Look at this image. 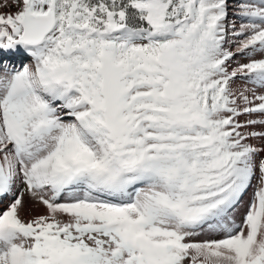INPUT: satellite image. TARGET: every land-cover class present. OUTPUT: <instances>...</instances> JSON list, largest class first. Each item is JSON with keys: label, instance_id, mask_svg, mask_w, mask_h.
<instances>
[{"label": "snow or ice", "instance_id": "snow-or-ice-1", "mask_svg": "<svg viewBox=\"0 0 264 264\" xmlns=\"http://www.w3.org/2000/svg\"><path fill=\"white\" fill-rule=\"evenodd\" d=\"M0 264H264V0H0Z\"/></svg>", "mask_w": 264, "mask_h": 264}, {"label": "rangeland", "instance_id": "rangeland-1", "mask_svg": "<svg viewBox=\"0 0 264 264\" xmlns=\"http://www.w3.org/2000/svg\"><path fill=\"white\" fill-rule=\"evenodd\" d=\"M246 199H247V197H246Z\"/></svg>", "mask_w": 264, "mask_h": 264}]
</instances>
